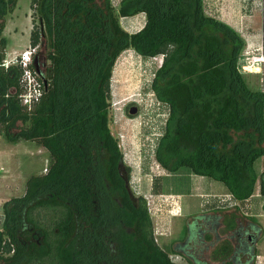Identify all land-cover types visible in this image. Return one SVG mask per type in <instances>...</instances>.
Masks as SVG:
<instances>
[{
	"label": "trees",
	"instance_id": "obj_1",
	"mask_svg": "<svg viewBox=\"0 0 264 264\" xmlns=\"http://www.w3.org/2000/svg\"><path fill=\"white\" fill-rule=\"evenodd\" d=\"M13 2L0 0V134L36 141L51 161L28 178L23 196L4 203L0 264H179L158 244L147 200L120 174L111 80L129 48L163 56L151 84L169 108L156 161L168 173L188 168L224 183L240 204L258 181L264 195L255 167L264 156V90L252 89L240 69L243 36L208 15L204 0H121L117 8L112 0H32L31 47L45 41L50 63L37 76L42 95L31 109L22 102L21 66L2 64ZM140 12L146 25L130 34L119 18ZM18 122L24 127L13 135ZM262 234L236 210L200 213L171 253L187 264H255Z\"/></svg>",
	"mask_w": 264,
	"mask_h": 264
},
{
	"label": "rangeland",
	"instance_id": "obj_2",
	"mask_svg": "<svg viewBox=\"0 0 264 264\" xmlns=\"http://www.w3.org/2000/svg\"><path fill=\"white\" fill-rule=\"evenodd\" d=\"M31 3L32 0H14L10 5L12 10L4 19L5 28L2 32V36L6 38L4 59L20 57L27 49L33 48L30 35L33 27L38 25V19H33L34 11ZM204 7L208 15L228 23L243 36L245 49L241 55L240 68L245 71L244 77L252 89L264 90L262 0H204ZM46 47L44 41L35 48L34 53L39 71L44 73L48 72L50 63L47 59ZM160 64L162 63L159 56L146 58L132 51L124 52L119 56L111 80L109 116L112 133L117 137L123 152L124 164L130 169V188L136 196L142 195L147 200L154 222L156 240L164 250L170 253L172 252L171 243L184 236L185 220L187 222L193 216L176 217L179 218L176 219L170 212L177 207L174 196L170 194L181 191L191 196L200 191L191 186L194 173L188 168L168 173L155 159V149L169 115L168 106L156 98L151 88L154 73ZM131 103L138 106L136 114H131L130 109H127ZM23 127L24 124L18 122L13 135L19 133ZM50 161L48 150L36 141L20 138L11 142L4 133H1L0 162L4 169L0 182L7 177L6 180L10 183L6 193L2 194L3 198L9 200L23 196L28 178L45 173ZM255 167L260 175H264V156L257 160ZM218 184L224 186L220 181ZM256 193L260 196L252 198V201L257 206L245 208L244 211L248 215L253 213L252 216L263 228L259 245L264 252V195L260 193V181L256 184ZM195 198L192 199L193 202L198 207L199 203L204 205L202 207L204 210L214 206V203L209 202L211 199H215L217 203L222 199L220 204L218 203L222 206H229L235 201L232 196L227 199L224 195L214 198L198 195ZM221 233L224 235L223 230ZM256 249L258 255L259 249L257 247ZM170 255L179 264H187L184 259L171 253ZM255 264H258L257 257Z\"/></svg>",
	"mask_w": 264,
	"mask_h": 264
},
{
	"label": "crops",
	"instance_id": "obj_3",
	"mask_svg": "<svg viewBox=\"0 0 264 264\" xmlns=\"http://www.w3.org/2000/svg\"><path fill=\"white\" fill-rule=\"evenodd\" d=\"M120 2H121V0H112V3L116 8L119 6ZM204 9H205V7H204ZM119 21H120L121 26L127 32H129L130 34H134V33L140 31L141 29H143L145 27L146 22H147V16L144 12H140V13L135 14L133 16H121L119 18ZM131 51L136 52L132 48L126 49L124 52H131ZM136 54H137V52H136ZM159 59H161V63H162L163 56H159ZM241 71L243 72V75H244L245 71H243V70H241ZM256 170H257L258 174L260 175V172L258 171L257 168H256ZM6 178H4V180L2 182H0V192H1L0 197H1V199L4 197L2 194L6 193L7 187L10 185L9 181H7ZM191 179H192L191 186L194 187L195 190L200 191V192H197V194H191V196H189L188 194H185L181 191H176V192H173L170 194L172 197L174 196V201H175V204L177 206V207H175L174 210H170V212L173 214V216L175 218L176 217H182V216H184L186 218V217L191 216V215H196V214L206 213V212H219V213H223L224 215H228L231 212H233L234 210H236L237 212H239V214H242L245 217L254 218L255 220H257L254 216H252L253 213L248 215V213L245 212L244 210H245V208L249 209V207L253 208V207L257 206L254 203V201H252V198L258 197V196H260V194L254 193L244 204H242V203L240 204L229 193V190L225 186L224 183H223L224 186L223 185L220 186L218 184L219 181H216V180L209 178L207 176H202V175H198V174H193ZM255 192H256V190H255ZM198 195H202V196L206 195V196H210L213 198L216 196L224 195V196H226L227 199H229L230 196H232V198L235 201H233V203H231V205H229V206H222V205H219L220 202L222 201V199L220 200V202H218L219 204L217 203V201H215V199H211V201L209 200V202H210V204L214 203V206L209 207V208L204 210V209H202V207L204 205L199 203V207H198L197 204H195L192 200V199H196L195 197ZM6 200L7 199H4V198L2 199V201H6ZM257 201H258V199H257ZM223 209H225V211H223ZM174 211H175V213H174ZM176 219H179V218H176ZM186 223L187 222L185 220L183 229H184ZM153 224H154V222H153ZM161 236H163V234H161ZM178 240H180V239H178ZM257 248L259 249V253L257 255L258 264H264V252L262 251V249L259 245V241L257 242ZM171 254H173V253H171ZM173 255H176L177 257L182 258V260L184 259L180 255H177V254H173ZM185 262L187 263L186 260H185Z\"/></svg>",
	"mask_w": 264,
	"mask_h": 264
},
{
	"label": "built area",
	"instance_id": "obj_4",
	"mask_svg": "<svg viewBox=\"0 0 264 264\" xmlns=\"http://www.w3.org/2000/svg\"><path fill=\"white\" fill-rule=\"evenodd\" d=\"M35 48L27 49L23 54L19 57L4 59L2 64L6 68H9L12 65H19L22 69L21 75V84L23 87V93L21 95L22 102L29 109H31L34 104L39 100L42 95L41 83L38 80V75L40 76V72H37L34 65V53ZM0 162V178L3 176L4 167ZM4 203L0 197V220L2 221V226L5 220V212H4ZM2 228V227H1ZM0 228V229H1Z\"/></svg>",
	"mask_w": 264,
	"mask_h": 264
},
{
	"label": "water",
	"instance_id": "obj_5",
	"mask_svg": "<svg viewBox=\"0 0 264 264\" xmlns=\"http://www.w3.org/2000/svg\"><path fill=\"white\" fill-rule=\"evenodd\" d=\"M34 65H35V69L37 70V72H40V71H39V68H38V66H37V59H36V58L34 59ZM137 111H138V108H137V107H132V108H130V113H131V114H136ZM120 174H121V176H122L124 179H126L127 186L129 187V184H128V183H129V179H128V177H127V174H126L125 169L122 168V163L120 164ZM132 199H133L134 204L136 205V198H134V196H132Z\"/></svg>",
	"mask_w": 264,
	"mask_h": 264
},
{
	"label": "flooded vegetation",
	"instance_id": "obj_6",
	"mask_svg": "<svg viewBox=\"0 0 264 264\" xmlns=\"http://www.w3.org/2000/svg\"><path fill=\"white\" fill-rule=\"evenodd\" d=\"M135 106L138 108L137 104H135V103H131V104L128 106L127 109L129 110L130 108L135 107ZM122 168L125 169L126 174H127V177H128V175H129V173H130V169H129V167H128L127 165L122 164Z\"/></svg>",
	"mask_w": 264,
	"mask_h": 264
}]
</instances>
